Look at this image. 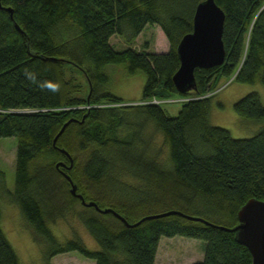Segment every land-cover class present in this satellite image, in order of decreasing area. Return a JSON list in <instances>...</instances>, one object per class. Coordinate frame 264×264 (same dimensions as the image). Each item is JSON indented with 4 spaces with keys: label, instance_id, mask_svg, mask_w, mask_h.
<instances>
[{
    "label": "trees",
    "instance_id": "16d2710c",
    "mask_svg": "<svg viewBox=\"0 0 264 264\" xmlns=\"http://www.w3.org/2000/svg\"><path fill=\"white\" fill-rule=\"evenodd\" d=\"M202 1L1 0L0 139L16 136L18 146L14 191L0 168V264H21L1 226V199L20 207L46 264L72 251L95 264H154L162 236L202 240L203 258L191 264H251L249 250L223 228L239 223L237 212L249 199L264 201V127L234 138L208 116L220 80L233 76L264 85V0H214L225 14L224 61L196 68L195 90L181 94L172 81L179 66L176 47L192 31ZM147 25L160 27L167 51L134 48ZM113 35L123 39V49L111 44ZM109 64L144 74L138 102L130 104L105 88ZM173 94L184 97L176 116L151 102ZM234 110L264 120L257 92L239 99ZM69 120L74 121L54 145ZM151 126L163 136L166 162L159 161L161 148L152 149L153 136L146 131ZM69 155L72 168H58L61 162L71 165ZM64 173L87 202L112 208L129 223L177 210L210 224L171 214L126 226L112 213L83 205ZM69 212L76 213L97 249L77 234L59 241L50 224Z\"/></svg>",
    "mask_w": 264,
    "mask_h": 264
},
{
    "label": "rangeland",
    "instance_id": "374dc122",
    "mask_svg": "<svg viewBox=\"0 0 264 264\" xmlns=\"http://www.w3.org/2000/svg\"><path fill=\"white\" fill-rule=\"evenodd\" d=\"M161 37L164 41L163 44H160ZM110 42L116 50H121L125 46L119 35H113ZM133 46L140 50L146 46L152 52H162L167 51L169 44L159 26L147 25L134 41ZM106 70L111 77L109 84L105 87L107 90L130 104L141 99L145 81L142 72L128 74L124 64H109ZM253 91L259 94L264 105V85L259 80L255 83H240L235 81L233 76L220 80L210 100L209 123L229 130L234 138H247L255 135L264 127V120L243 117L234 110V104ZM183 99L184 97L180 94H173L169 98L159 100V103L167 115L176 116ZM151 123L154 125L153 122ZM147 128L146 131L151 132L153 136V151L161 148L159 161L166 162L167 146L163 136L155 131L153 126L151 129ZM17 146L18 138L16 136L0 139V168L6 174L7 188L11 191L15 189ZM1 203L3 208L1 226L15 248L21 264H46L43 246L35 241L20 207L3 199H1ZM80 209L81 206L78 205L76 210ZM50 227L61 242L77 234L82 237L89 249L98 248L85 225L74 212H69L66 218L57 219L55 223L50 224ZM203 247L204 242L200 239L162 236L159 240L154 264H191L200 261L204 255ZM51 262L52 264H95L94 260L85 257L78 251L56 255L51 259Z\"/></svg>",
    "mask_w": 264,
    "mask_h": 264
},
{
    "label": "water",
    "instance_id": "95a60500",
    "mask_svg": "<svg viewBox=\"0 0 264 264\" xmlns=\"http://www.w3.org/2000/svg\"><path fill=\"white\" fill-rule=\"evenodd\" d=\"M0 8H2L0 0ZM13 16V9L5 7ZM224 11L216 4L214 0H204L200 2L194 12L192 31L183 35L177 44L176 51L179 58V66L172 75V81L181 94L190 90H195L196 82L194 71L196 68H209L221 65L225 57V48L222 40ZM16 28L22 31L21 27L15 23ZM74 120L66 122L54 139L56 145L58 138L64 132L65 128ZM63 152L69 154L66 150ZM71 159V165L68 166L61 162L57 164L71 169L74 160ZM71 183V193L80 198L85 206H92L101 213H112L119 218L126 226H136L144 220L163 217L171 214H178L190 220L204 222L206 220L184 214L177 210H168L156 214H150L142 217L140 220L129 223L120 214L112 208H100L94 201H86L85 197L78 192V186L67 173H64ZM238 224L229 229L223 228L235 233V239L238 243L244 245L252 257L251 264H264V201L256 198L249 199L237 212Z\"/></svg>",
    "mask_w": 264,
    "mask_h": 264
},
{
    "label": "built area",
    "instance_id": "2783aa9c",
    "mask_svg": "<svg viewBox=\"0 0 264 264\" xmlns=\"http://www.w3.org/2000/svg\"><path fill=\"white\" fill-rule=\"evenodd\" d=\"M151 102H153V103H159L158 100H152Z\"/></svg>",
    "mask_w": 264,
    "mask_h": 264
}]
</instances>
